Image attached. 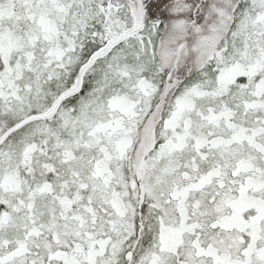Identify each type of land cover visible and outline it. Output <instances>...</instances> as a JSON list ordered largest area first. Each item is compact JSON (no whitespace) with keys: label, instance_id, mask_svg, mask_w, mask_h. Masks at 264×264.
Masks as SVG:
<instances>
[{"label":"snow or ice","instance_id":"6c2138e0","mask_svg":"<svg viewBox=\"0 0 264 264\" xmlns=\"http://www.w3.org/2000/svg\"><path fill=\"white\" fill-rule=\"evenodd\" d=\"M0 264H264V0H0Z\"/></svg>","mask_w":264,"mask_h":264}]
</instances>
